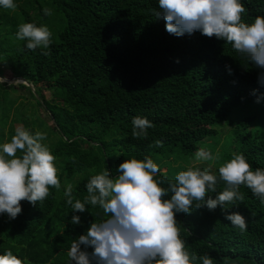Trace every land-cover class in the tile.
Returning <instances> with one entry per match:
<instances>
[{"label":"trees","instance_id":"16d2710c","mask_svg":"<svg viewBox=\"0 0 264 264\" xmlns=\"http://www.w3.org/2000/svg\"><path fill=\"white\" fill-rule=\"evenodd\" d=\"M13 2L15 9L0 6V66L41 93H56L41 105L58 136L48 147L56 157L61 188L50 187L48 198L36 206L21 201L22 212L14 220L0 214V255L10 250L23 264H68L71 244L92 222L106 217L90 204L85 212L73 213L63 195L65 182L80 176L71 184L73 200L83 202L90 177L105 167L114 177L123 162L120 157L143 160L173 150L189 156L199 142L215 134L212 125L226 121L233 107L257 103L259 97L258 107L264 109V85L258 83L262 70L223 40L199 32L170 35L163 18L154 15L158 0ZM241 3L246 8L242 22L264 17V0ZM44 8L52 10V42L47 49L28 50L26 41L16 38L18 26L46 24ZM15 86L23 87L0 83V92ZM135 116L153 123L147 138H133ZM251 121L245 118L239 126L246 129ZM13 127L8 124L6 134L0 128V144L10 142ZM157 140L162 146H156ZM231 152L242 153L253 171L264 169L260 133L249 129L236 133ZM231 152L225 153L226 162ZM218 169L211 173L218 177ZM155 179L165 180L160 185L164 188L168 180L174 181L163 172ZM224 188L220 181L216 192L208 195L214 199ZM239 191L243 202L228 209L201 206L187 215L176 213L180 238L190 254H209L214 264H264V203L243 185ZM232 212L246 218L245 231L225 219ZM74 214L80 217L79 224L71 223Z\"/></svg>","mask_w":264,"mask_h":264},{"label":"clouds","instance_id":"9594fccd","mask_svg":"<svg viewBox=\"0 0 264 264\" xmlns=\"http://www.w3.org/2000/svg\"><path fill=\"white\" fill-rule=\"evenodd\" d=\"M0 6L17 7L13 0H0ZM245 12L241 0H158L154 15L163 18L170 35L181 37L199 32L227 42L241 57L262 70L258 83L264 85V17L257 16L248 24L242 22L241 14ZM43 13L51 16L52 10L44 8ZM15 35L33 51L47 49L52 42L49 28L34 23L20 24ZM228 71L231 74V68ZM259 100L257 97L256 102ZM131 122L133 138H147V130L154 127L149 119L141 116L133 117ZM46 139V133L32 134L20 125L10 142L0 144V214H6L9 220L21 214V201L36 206L48 198L50 187L61 188L56 157L42 143ZM155 143L162 146L159 140ZM18 150L20 156H17ZM195 158L220 160L219 154L213 155L205 148L198 149ZM160 171L147 156L143 160L133 157L121 162L114 177L105 167L86 183L87 195L83 202L74 201L73 185H66L63 195L73 213L85 212L86 205L90 204L101 208L106 217L92 222L86 234L79 235L71 244L68 264H194L197 260L214 264L209 254L197 256L186 250L176 213L187 215L201 206L210 211L217 206L222 210L235 206L244 200L239 191L241 185L264 203V169L253 171L242 153H234L229 161L221 164L218 177L209 169L189 167L176 174L174 181L168 180V187L164 188L160 185L165 180L155 179ZM220 181L225 183V188L213 199L208 194L216 192ZM169 193L170 198L163 199ZM225 219L241 231L247 229L246 218L238 212L226 213ZM71 223L79 224L80 217L72 215ZM0 264H23V261L8 250L0 255Z\"/></svg>","mask_w":264,"mask_h":264},{"label":"rangeland","instance_id":"374dc122","mask_svg":"<svg viewBox=\"0 0 264 264\" xmlns=\"http://www.w3.org/2000/svg\"><path fill=\"white\" fill-rule=\"evenodd\" d=\"M41 26H47L49 29L53 26L51 16H48L46 24L41 23ZM0 83L7 85L21 84L23 87L15 86L7 91L0 92V128L4 134L7 133L8 124L12 123L13 128L17 126L27 125L31 127L34 132L40 131L47 134V139L42 141L43 144L51 146L57 141L58 136L50 126V120L45 113L41 101L49 100L56 95L48 92L41 93L38 89L31 88L29 84L21 83L18 79L12 77V72L5 66H0ZM57 96V95H56ZM245 118H251L252 121L248 123L245 129L239 126L241 121ZM230 123V125L226 123ZM215 131L213 136L206 137L197 144L196 150L192 155H181L176 151L162 152L160 154L151 155L150 158L159 166L160 172L166 173L167 176L174 179L175 175L180 171L187 170L189 167H199L200 169H209L213 172L219 168L221 164L226 162L225 153L231 152L233 149V140L236 133L251 130L258 132L264 137V109L259 108L257 103L250 102L249 104L241 103L230 110L226 121L212 125ZM205 148L213 153L219 154L218 161H198L195 158V153L198 149ZM231 152L230 158L233 156ZM132 157H120L119 160L125 161ZM79 175H74L71 178V183H76L79 180ZM69 182H65L68 184Z\"/></svg>","mask_w":264,"mask_h":264},{"label":"water","instance_id":"95a60500","mask_svg":"<svg viewBox=\"0 0 264 264\" xmlns=\"http://www.w3.org/2000/svg\"><path fill=\"white\" fill-rule=\"evenodd\" d=\"M0 79L3 80V81H5V80H4L3 78H1V77H0ZM20 81H21V83L26 84L23 80H20Z\"/></svg>","mask_w":264,"mask_h":264},{"label":"bare ground","instance_id":"6f19581e","mask_svg":"<svg viewBox=\"0 0 264 264\" xmlns=\"http://www.w3.org/2000/svg\"><path fill=\"white\" fill-rule=\"evenodd\" d=\"M20 81V80H19ZM21 82V81H20Z\"/></svg>","mask_w":264,"mask_h":264}]
</instances>
